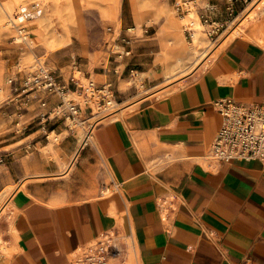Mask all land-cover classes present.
Returning a JSON list of instances; mask_svg holds the SVG:
<instances>
[{
  "label": "crops",
  "instance_id": "0c3cea01",
  "mask_svg": "<svg viewBox=\"0 0 264 264\" xmlns=\"http://www.w3.org/2000/svg\"><path fill=\"white\" fill-rule=\"evenodd\" d=\"M246 2L198 0V7L212 21L228 23ZM156 16L147 15L146 22ZM171 19L170 14L158 32L161 42L165 32L171 35L163 45L166 79L197 58L175 39ZM245 26L228 35L229 41L189 83L167 95L157 90L158 96L121 104L124 109L95 123L89 136L84 128L69 132L54 147V159L40 153L37 166L6 163L1 188H15L9 198L13 250L0 264H73L80 249L108 231L131 239L136 264H264V163H216L207 156L223 120L215 102L264 99V43L257 38L259 27ZM204 43L201 38L200 49ZM57 65L60 72L53 71L71 87L70 66ZM122 66L81 67L87 76L121 87ZM41 98L47 108L41 107ZM12 101L16 110L17 101ZM56 102L55 96L38 93L23 113V127L35 136L36 146L44 145V135L49 139L51 132L69 131L59 118L40 117ZM82 118L91 126L86 112ZM123 243V255L114 264L123 262L128 247Z\"/></svg>",
  "mask_w": 264,
  "mask_h": 264
},
{
  "label": "rangeland",
  "instance_id": "374dc122",
  "mask_svg": "<svg viewBox=\"0 0 264 264\" xmlns=\"http://www.w3.org/2000/svg\"><path fill=\"white\" fill-rule=\"evenodd\" d=\"M8 1L15 7L13 12L19 18L15 19V25L8 23L10 18L7 14H2L0 17V157H4V161L0 163V209L6 206V203L8 204L10 194L15 190L13 186L1 188L2 180L7 174L6 163L15 161L14 163L18 165L30 163L31 166H37L40 161V153L47 155L49 159H54V147L60 145L64 136L71 132L65 130L61 135L51 132L49 139L44 135L46 140L42 143L45 145L49 142V145L43 147L44 145L36 146L35 136H30V131L22 128L27 123V118L24 116L25 113L19 116L15 110L10 88L6 83L7 78L15 72L17 61L31 63L37 54L43 57L51 70L56 71L58 69L57 73L61 69L57 63L67 64L70 66L67 79L72 83L71 87L74 85V79H77L82 85H87L89 81L110 82L113 85L117 109L123 105L132 104V102L143 97L156 95L155 92L158 89L174 82L186 79L183 83L187 84L188 81H192L189 76L195 71L197 72L198 68L200 69L205 63H208L211 57L217 55L219 46L229 41H226L228 35L240 25L246 27L245 24H253L258 18L259 23L264 26V0H247L242 6V11L229 21L228 27L220 35L214 37L209 36L201 24L197 16V5L192 8L188 16L180 17L175 11V0ZM106 10H111L113 16L108 15ZM34 11L39 12L38 17L29 18L27 13ZM137 11L143 15L138 16ZM153 13L157 15L156 19L151 18L146 22L147 15ZM170 14L172 17L170 27L174 31L175 39L178 41L179 34H183L182 46L193 51L197 44L196 37L205 38V43L198 53H194L197 58L191 67L166 79L164 70L167 58L164 54L163 45L169 44L171 35L168 31L165 32L162 35L165 42H161L158 32L165 27L167 16ZM255 14H258V17L253 18ZM139 25H141L140 29H138ZM6 26L11 29V33H5L4 28ZM18 27H27L31 32L29 46L15 41ZM130 27L135 29L129 31ZM190 27L192 36L187 31ZM241 35L257 41L256 38L246 34ZM123 37H131L132 43L129 47L131 53L120 56L118 52L122 53L125 45L122 42ZM85 63L125 64L126 66H122L126 67L125 77L121 80L123 86L119 87L114 81H106L102 77L87 76L81 67ZM132 68L134 72L131 71ZM204 69H200L199 73ZM187 78L189 79L187 80ZM70 97H74L76 101L82 99L78 92L71 94ZM83 107L85 106L83 105ZM95 110H97L96 106ZM13 114L16 115V118L12 121L11 116ZM86 114L90 117L89 111ZM101 114H98L99 117ZM90 121L95 122L92 116ZM83 128L88 131L90 126L83 124L78 129ZM10 142H14V144L4 146ZM10 157H13V160ZM11 226L12 212L11 205H8L0 215V235H3L7 241L4 247H0V260L2 256H8L13 250L11 247ZM122 241L127 242L129 250L124 255L122 264H136L131 239L122 237ZM114 261L112 264L115 263Z\"/></svg>",
  "mask_w": 264,
  "mask_h": 264
},
{
  "label": "built area",
  "instance_id": "2783aa9c",
  "mask_svg": "<svg viewBox=\"0 0 264 264\" xmlns=\"http://www.w3.org/2000/svg\"><path fill=\"white\" fill-rule=\"evenodd\" d=\"M195 5L198 7V0H175L174 3L175 11L180 17L188 16ZM197 16L211 37L220 35L228 27L229 22L212 21L209 17L200 14L199 7ZM134 29L130 27L128 30ZM187 31L192 36L191 27ZM30 39L31 32L27 27L17 28L16 42L26 45ZM122 42L125 43L124 49L118 54L120 56L130 54L131 37H123ZM15 68V72L7 78L6 83L10 88L12 100L17 101L16 111L19 116L23 115L30 100L38 93H46L57 99L50 110L40 114L41 119L59 118L67 123L69 131H75L84 124L86 119H83L82 115L87 111L90 117L93 116L94 111L97 114L102 113L95 122L91 123L90 128L99 122V119L115 112L116 98L110 82L89 81L87 85H82L74 79L73 87H69L60 81L43 57L37 54L31 63L17 61ZM77 92L82 98L81 101L70 97ZM215 104L223 120L208 148L207 156L216 163L229 162L233 159L259 160L264 163V99L259 102L243 103L228 97L216 101ZM40 105L47 108V100L41 98ZM3 161L4 157H0V163ZM123 246L121 235L114 231L105 232L93 243L80 249L75 255L73 264H112V261L122 254Z\"/></svg>",
  "mask_w": 264,
  "mask_h": 264
},
{
  "label": "bare ground",
  "instance_id": "6f19581e",
  "mask_svg": "<svg viewBox=\"0 0 264 264\" xmlns=\"http://www.w3.org/2000/svg\"><path fill=\"white\" fill-rule=\"evenodd\" d=\"M15 10V7H13V4L12 3H10V1H8V0H0V17L2 16V14H7L8 16H9V20H8V23L9 24H11V23H13V24H15L16 25V20L19 18L17 15L15 16V14H14V11ZM263 12H264V10H263ZM13 13V14H12ZM38 15H39V12L38 11H34V12H28L27 13V16L29 17V18H37L38 17ZM255 16L256 17H258V14H255L254 16H253V18H255ZM259 16H261V15H259ZM16 19V20H15ZM254 24V26L255 27H259L256 31H257V38L262 42V43H264V26H262L260 23H259V21H258V18L257 19H255V22L253 23ZM178 25H180L179 23H178ZM247 25V24H246ZM239 28V27H238ZM5 30V33H7V34H9V33H11V29L10 28H7V26L4 28ZM236 30V29H235ZM234 30V31H235ZM240 30V29H239ZM242 30V29H241ZM233 31V32H234ZM251 32V31H250ZM236 33V32H235ZM239 33V32H238ZM200 34V33H199ZM252 34V33H251ZM237 35V34H236ZM198 36V35H197ZM255 38V37H254ZM196 39V45L194 46V48H193V51H194V53H198L199 52V49H200V43H201V39H200V37H196L195 38ZM178 41L180 42V43H182V41H183V34L182 33H180L179 34V38H178ZM259 41V42H260ZM30 42V41H29ZM23 45V44H22ZM26 45H28L29 46V43H27ZM199 56V55H198ZM215 57V56H214ZM211 60V59H210ZM209 60V61H210ZM213 60V59H212ZM211 60V61H212ZM208 65V63H205L203 66H202V68H205L206 66ZM200 67V66H199ZM199 69V68H198ZM170 74V73H169ZM168 74V75H169ZM196 71H195V73L193 74V75H190L189 76V78L191 79V78H194V77H196ZM189 78H187V80L189 79ZM184 81H186V79H184V80H180V81H177V82H174V83H172V84H169V85H166V86H164V87H162V88H160V89H158V91H157V93L159 94V95H167L166 93H171V91L172 90H175V89H177V88H179V87H182V85L184 84L183 82ZM186 84V83H185ZM184 84V85H185ZM115 106H116V104H115ZM126 108V107H125ZM118 110H119V112L121 111V110H123L124 109V107H119V108H117ZM117 109L115 108V112L117 111ZM95 113L93 114V119H94V121L99 117V115L96 113V111H94ZM114 112V113H115ZM122 113V112H121ZM113 114V113H112ZM111 114V115H112ZM98 115V116H97ZM91 129V128H90ZM88 130L87 131V135L90 133V131L91 130ZM89 136V135H88ZM84 140V139H83ZM87 140V139H86ZM11 204V200L9 199V201H8V204L6 203V206H4V207H2L1 209H0V215L4 212V210L7 208V206L8 205H10ZM11 230H12V227H11ZM5 244H7V241H6V239L5 238H3V235L1 236L0 235V247H4L5 246ZM124 251V250H123ZM126 252H128V247H127V250H126ZM126 254V253H125ZM124 254V255H125ZM123 255V254H122ZM121 257V256H120ZM116 259V258H115ZM119 260V259H118Z\"/></svg>",
  "mask_w": 264,
  "mask_h": 264
}]
</instances>
